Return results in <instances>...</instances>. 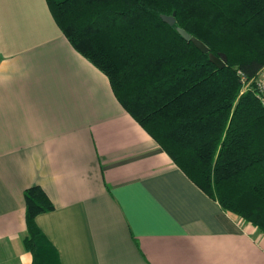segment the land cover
<instances>
[{
    "label": "crops",
    "instance_id": "0c3cea01",
    "mask_svg": "<svg viewBox=\"0 0 264 264\" xmlns=\"http://www.w3.org/2000/svg\"><path fill=\"white\" fill-rule=\"evenodd\" d=\"M59 264H264L231 218L122 108L46 0H0V264H32L24 191Z\"/></svg>",
    "mask_w": 264,
    "mask_h": 264
},
{
    "label": "trees",
    "instance_id": "16d2710c",
    "mask_svg": "<svg viewBox=\"0 0 264 264\" xmlns=\"http://www.w3.org/2000/svg\"><path fill=\"white\" fill-rule=\"evenodd\" d=\"M71 46L109 80L122 108L171 161L231 218L264 234V0H46ZM174 15L169 26L161 16ZM180 28L209 53V61ZM238 72L245 76V89ZM32 264H59L35 224L54 206L24 191Z\"/></svg>",
    "mask_w": 264,
    "mask_h": 264
},
{
    "label": "water",
    "instance_id": "95a60500",
    "mask_svg": "<svg viewBox=\"0 0 264 264\" xmlns=\"http://www.w3.org/2000/svg\"><path fill=\"white\" fill-rule=\"evenodd\" d=\"M160 18L164 23L168 24L169 26H174V24H175L174 15H172V16L162 15ZM176 30L182 39L192 42L194 44V46L197 49H199L202 53L208 54L209 61L212 64H214L216 67L223 68L225 66V62H226V56L225 55L220 54L218 56H215L212 53H209V49L201 41L192 37L190 34H188L187 32H185L184 30H182L180 28H176Z\"/></svg>",
    "mask_w": 264,
    "mask_h": 264
},
{
    "label": "built area",
    "instance_id": "2783aa9c",
    "mask_svg": "<svg viewBox=\"0 0 264 264\" xmlns=\"http://www.w3.org/2000/svg\"><path fill=\"white\" fill-rule=\"evenodd\" d=\"M238 74L240 75V79L243 85L249 84V83H245V76L242 73L238 72ZM255 84L258 91L259 100L264 107V66L258 72L257 78L255 80Z\"/></svg>",
    "mask_w": 264,
    "mask_h": 264
},
{
    "label": "rangeland",
    "instance_id": "374dc122",
    "mask_svg": "<svg viewBox=\"0 0 264 264\" xmlns=\"http://www.w3.org/2000/svg\"><path fill=\"white\" fill-rule=\"evenodd\" d=\"M248 86H249V84H245V85H244V88L246 89Z\"/></svg>",
    "mask_w": 264,
    "mask_h": 264
}]
</instances>
